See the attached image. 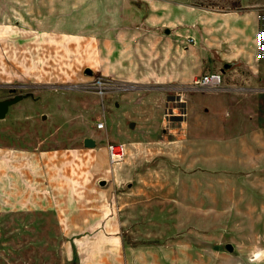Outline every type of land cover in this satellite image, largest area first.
<instances>
[{
  "label": "rangeland",
  "instance_id": "1",
  "mask_svg": "<svg viewBox=\"0 0 264 264\" xmlns=\"http://www.w3.org/2000/svg\"><path fill=\"white\" fill-rule=\"evenodd\" d=\"M231 62L225 98L193 89ZM97 75L130 87L103 99ZM16 95L0 264H264V0H0Z\"/></svg>",
  "mask_w": 264,
  "mask_h": 264
},
{
  "label": "built area",
  "instance_id": "2",
  "mask_svg": "<svg viewBox=\"0 0 264 264\" xmlns=\"http://www.w3.org/2000/svg\"><path fill=\"white\" fill-rule=\"evenodd\" d=\"M190 43H194V39L189 40ZM193 89L197 91H218L224 89V74L222 71L208 72L193 81ZM95 92L103 99L104 96L110 92L123 91L130 86L119 83L113 78H109L103 75H97L93 78V81L89 85ZM106 127V120L97 124L98 129ZM107 151L109 160L112 166L120 164L127 154V146L125 143H112L107 144Z\"/></svg>",
  "mask_w": 264,
  "mask_h": 264
},
{
  "label": "water",
  "instance_id": "3",
  "mask_svg": "<svg viewBox=\"0 0 264 264\" xmlns=\"http://www.w3.org/2000/svg\"><path fill=\"white\" fill-rule=\"evenodd\" d=\"M170 29H166V33L170 34ZM235 65L234 62L231 63H226L221 71L223 73H225L227 70L231 69L233 66ZM88 74L92 75L93 71L91 69L88 68L87 70ZM23 99L22 95H16L11 99H5V100H0V119H4L6 118V116L8 115V113L10 112L11 107L20 102ZM47 115H44V117H46ZM134 125V122H130V126L132 127ZM84 145L87 147H95L97 145L96 141L92 138V137H87L84 139ZM101 185L105 184V180H102ZM226 248L230 251H234L235 247L232 243H227L226 244Z\"/></svg>",
  "mask_w": 264,
  "mask_h": 264
},
{
  "label": "crops",
  "instance_id": "4",
  "mask_svg": "<svg viewBox=\"0 0 264 264\" xmlns=\"http://www.w3.org/2000/svg\"><path fill=\"white\" fill-rule=\"evenodd\" d=\"M136 16H139V17H137V18H139V21L141 22L140 24H137V25H139L140 26V30L141 31H147V29L148 30H150V28H149V25L151 24V20L150 19H148V17L147 16H144V14H142L140 11L138 12V14H136ZM171 31V30H170ZM165 33H166V30H165ZM167 34V33H166ZM170 34H171V32H170ZM193 39V38H192ZM195 40V39H194ZM194 43H195V41H194ZM188 49V51H189V47L187 48ZM178 52V51H177ZM190 52H192V51H190ZM174 61V60H173ZM226 63H224V65H225ZM223 65V66H224ZM221 69L222 68H219L218 70H214V71H212V72H215V71H221ZM227 71H229V70H227ZM227 71L225 72V73H227ZM210 72V71H209ZM206 73H208V72H206ZM224 74V73H223ZM227 78H230V77H224V87H226V86H230L231 84H233V82H231V81H227L228 79ZM205 92V91H204ZM209 94L211 95V94H217V97L215 98H209L210 99V103H213L216 99H219V98H225L227 95H221V94H227V92H226V90H225V88L224 89H222V90H218V91H209ZM211 105H213V104H210V106ZM215 106H217V109H219L220 107H218L219 105H218V103H215L214 104ZM209 106V107H210ZM221 106V105H220ZM208 107H206V109H207ZM126 144V143H125ZM126 146H127V144H126ZM127 152H128V148H127ZM263 255V253H261V256ZM260 256V257H261ZM260 257H258V259L260 258Z\"/></svg>",
  "mask_w": 264,
  "mask_h": 264
},
{
  "label": "flooded vegetation",
  "instance_id": "5",
  "mask_svg": "<svg viewBox=\"0 0 264 264\" xmlns=\"http://www.w3.org/2000/svg\"><path fill=\"white\" fill-rule=\"evenodd\" d=\"M11 99V98H10Z\"/></svg>",
  "mask_w": 264,
  "mask_h": 264
}]
</instances>
